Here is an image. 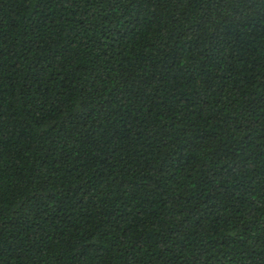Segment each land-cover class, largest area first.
<instances>
[{"label": "trees", "instance_id": "trees-1", "mask_svg": "<svg viewBox=\"0 0 264 264\" xmlns=\"http://www.w3.org/2000/svg\"><path fill=\"white\" fill-rule=\"evenodd\" d=\"M0 264H264V0H0Z\"/></svg>", "mask_w": 264, "mask_h": 264}]
</instances>
